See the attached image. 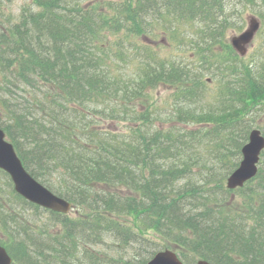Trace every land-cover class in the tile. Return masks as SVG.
Instances as JSON below:
<instances>
[{
  "label": "trees",
  "instance_id": "1",
  "mask_svg": "<svg viewBox=\"0 0 264 264\" xmlns=\"http://www.w3.org/2000/svg\"><path fill=\"white\" fill-rule=\"evenodd\" d=\"M246 10L261 21L248 58L225 42ZM2 16L0 127L77 213L44 209L60 232L36 230L41 208L12 190L33 210L5 225L16 264H146L162 248L184 262L264 264V151L254 178L225 186L251 129L264 133V0H32ZM158 33L188 60L136 41ZM158 86L171 101L154 117L139 107ZM106 237L125 254L93 253Z\"/></svg>",
  "mask_w": 264,
  "mask_h": 264
},
{
  "label": "water",
  "instance_id": "2",
  "mask_svg": "<svg viewBox=\"0 0 264 264\" xmlns=\"http://www.w3.org/2000/svg\"><path fill=\"white\" fill-rule=\"evenodd\" d=\"M256 17L250 16L248 27L240 34L231 37L234 48L242 55L246 53V45L251 42L259 28ZM264 148V135L258 128L252 129L249 140L242 147V159L239 165L227 178V187L236 188L242 186L257 172V164L260 153ZM0 168L7 171L14 183L15 190L28 200L51 210L66 213L71 208V203L53 193L46 186L37 181L24 168L14 146L6 139V134L0 128ZM0 264H11V257L4 247L0 246ZM146 264H188L182 262L176 253L170 249L158 251L147 261ZM192 264H212L207 260L200 259Z\"/></svg>",
  "mask_w": 264,
  "mask_h": 264
},
{
  "label": "rangeland",
  "instance_id": "3",
  "mask_svg": "<svg viewBox=\"0 0 264 264\" xmlns=\"http://www.w3.org/2000/svg\"><path fill=\"white\" fill-rule=\"evenodd\" d=\"M31 2H32V0H2V7L0 9V21L5 20V17L2 15H9L11 17H14V20L17 19V16L19 15L21 8L23 6L31 4ZM240 9H242V8H240ZM251 15H254V14L251 11L246 10L243 12V16H242L243 20L242 21H240L241 18H239V17L234 18V21H240L241 24L243 25V27L239 31H236L235 30L236 28H234V27L232 29H229L226 32L225 42L230 43L231 36L240 33L241 31H243L246 28L247 21H248L247 18ZM257 38H258V33L254 37L253 42L250 43L248 46L247 53H246V55H244V56H246V58H248L249 55L251 54L253 45L256 43ZM136 41L144 42V43H147L148 45H150V47L153 48L156 55L158 57H160L161 59H164V57L165 58L170 57V60H173L174 56H176L175 58H177L178 60H184V61L188 60L187 58H185V56L189 52L188 47L184 45L183 49H181L182 47L177 46L176 44H173L172 42H170V40H168V38H167V35L164 33H158L157 35H153L151 38L149 37L148 39H144L141 36H137ZM155 49H156V51H155ZM182 56H184V58H181ZM171 93H172V89H170L167 86H158V87L150 90V92H149L150 97H148V101L145 104H143V106H140L139 110L141 112H146V110L148 109V111L151 112L155 117L158 114L157 112H162L166 109V106H169V104H167V103L170 100L169 96L171 95ZM136 106H138V105H136ZM258 121H259V124H264V117L263 116L260 117L258 119ZM126 125L127 124L125 122L121 123L119 128L125 130ZM9 183H10L9 177L4 175L2 172H0V184H1V190H2V192L0 193V205L3 209L5 207L10 208V206H11V205L9 206L8 201H4L5 200L4 196H5V192L7 189L6 185ZM231 195L236 197L237 193L232 192ZM14 197H15V195H14ZM18 199L19 198L15 197V200L18 202L17 204L19 205L20 201ZM234 201H237V199L234 198ZM17 204H15L16 208L19 207ZM12 208H13V206H12ZM16 210H19V208ZM28 211H33V210H31V208H28ZM12 213H15V212L12 211ZM38 215H39L38 224L40 223L42 225V228L44 231H45V228H52L50 230V232H57V234L60 232L61 224L58 221L57 222L55 221L53 224H49L52 222H49V221H51L50 220L51 215L48 212L41 209L38 211ZM66 215L70 218L77 216L76 208H74L73 210H70ZM5 216H7L8 218L11 217L10 213L6 214ZM23 216H24V214H23ZM8 218H7V221L9 222ZM46 223H47V225H46ZM37 227H39V225H37ZM3 238L5 240H8V241L13 240L10 233L7 232L6 229L4 228V224L0 222V239H3ZM159 241H162V239H160ZM89 248L91 250L95 251L93 253L101 255V256H107V255L120 256V253H123V255L125 254L124 250L122 248H120V243L115 242L112 239V237H106L105 241L103 243H100V244L95 245V246H90ZM172 249L175 250L174 248H172ZM127 250L130 253H132L134 251L141 252L144 249H137L135 247V248H127ZM175 251L177 252V250H175Z\"/></svg>",
  "mask_w": 264,
  "mask_h": 264
},
{
  "label": "flooded vegetation",
  "instance_id": "4",
  "mask_svg": "<svg viewBox=\"0 0 264 264\" xmlns=\"http://www.w3.org/2000/svg\"><path fill=\"white\" fill-rule=\"evenodd\" d=\"M8 185V186H7ZM6 185V187H7V189H6V192H5V200L4 201H8L9 202V206H10V208H8V207H5L4 209L1 207V205H0V222L1 223H3L4 224V226L5 225H7V224H9L8 223V221H7V216H5L6 214H8V213H10V212H12V211H14L15 213H10V215H11V217H9L8 218V220H11L13 217H18V210H16L17 208H12V206H13V203H12V188L10 187L11 185H9V184H7ZM9 188H11V189H9ZM1 184H0V193H1ZM5 217V218H4ZM0 243H1V240H0Z\"/></svg>",
  "mask_w": 264,
  "mask_h": 264
},
{
  "label": "bare ground",
  "instance_id": "5",
  "mask_svg": "<svg viewBox=\"0 0 264 264\" xmlns=\"http://www.w3.org/2000/svg\"><path fill=\"white\" fill-rule=\"evenodd\" d=\"M113 54V53H112ZM131 54V53H130ZM155 54V53H154ZM143 58V57H142ZM152 59H154V58H152ZM158 59V58H157ZM164 59H165V57H164ZM168 59V58H167ZM111 60V59H110ZM109 60V61H110ZM128 61V60H127ZM154 61V60H153ZM168 61V63L170 62L169 60H167ZM172 62V61H171ZM107 63V62H106ZM121 63V62H120ZM148 63V62H147ZM151 63V62H150ZM175 63V62H174ZM166 64V63H165ZM119 65V64H118ZM122 66H124V65H122ZM125 66H127V65H125ZM124 66V67H125ZM145 66V65H144ZM124 69H122V71H123ZM121 71V72H122ZM128 71V70H127ZM129 71H131V70H129ZM111 72V71H110ZM123 73V72H122ZM121 73V75H123ZM137 73V72H136ZM109 74H112V73H109ZM116 75V74H115ZM126 75V74H125ZM139 75V74H138ZM130 77V76H129ZM132 77V76H131ZM2 78H3V75L2 76H0V81L2 80ZM117 79V78H116ZM125 79V78H124ZM124 79H122V81H124ZM126 79H127V77H126ZM132 79V78H131ZM120 81V80H119ZM119 83V82H118ZM130 83V82H129ZM128 84V83H127ZM134 84V83H133ZM121 87V86H120ZM2 93H3V91H0V100H2V97H1V95H2ZM100 103V102H99ZM98 108V107H97ZM130 115V114H129ZM10 185V184H9ZM8 186V185H7ZM11 187V186H10ZM12 188V187H11ZM11 188H9V189H11ZM2 192V191H1ZM12 192H14V191H12ZM3 195V194H2ZM17 198V197H16ZM5 218V217H4ZM29 218H31V216L29 217ZM52 220V219H51ZM9 223V222H8ZM37 225H39V227H37V229L36 230H41V231H43V228H42V225L39 223V224H37ZM46 225H47V223H46ZM45 225V226H46ZM24 226H25V228L29 231V232H32L31 231V228L28 226V224L27 223H25L24 224ZM30 226H32V228H34L33 226H34V223L33 224H31L30 223ZM204 236V235H203ZM17 238H18V234H17ZM19 238L21 239V238H23L22 236H19ZM20 239H16V240H20ZM25 244L26 243H24L23 241H19V246H21V247H24L25 246ZM41 247V246H40ZM65 247V246H64ZM40 253V252H39ZM66 254V253H65ZM37 255V254H36ZM43 257V256H42ZM200 259H202V258H200ZM54 260V259H53ZM209 261V260H208ZM210 262V261H209ZM191 263V262H190Z\"/></svg>",
  "mask_w": 264,
  "mask_h": 264
}]
</instances>
